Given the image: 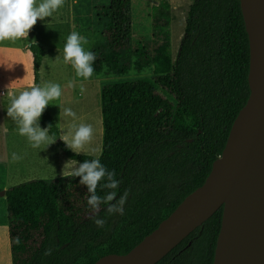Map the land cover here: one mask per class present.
I'll return each instance as SVG.
<instances>
[{
  "label": "trees",
  "instance_id": "obj_1",
  "mask_svg": "<svg viewBox=\"0 0 264 264\" xmlns=\"http://www.w3.org/2000/svg\"><path fill=\"white\" fill-rule=\"evenodd\" d=\"M130 9L131 0H110L105 8L109 50L94 51L96 76L129 73ZM153 20V51L135 52L139 69L152 66L153 77L115 80L101 89L99 157L68 148L48 106L43 110L38 120L68 159H99L106 172L97 182L95 209L87 204L93 193L79 176L61 183L34 179L8 189L13 264H95L109 254H127L203 185L222 154L251 92L240 0H194L175 58L168 0L155 6ZM29 50L37 85L45 48L33 43ZM109 173L116 189L106 187ZM121 196L124 203L109 212ZM222 216L223 207L156 264H213ZM94 220H103V227Z\"/></svg>",
  "mask_w": 264,
  "mask_h": 264
},
{
  "label": "rangeland",
  "instance_id": "obj_2",
  "mask_svg": "<svg viewBox=\"0 0 264 264\" xmlns=\"http://www.w3.org/2000/svg\"><path fill=\"white\" fill-rule=\"evenodd\" d=\"M162 1L164 0H131L129 17L132 33L127 45L130 70L125 76L114 74L106 77L92 74L88 79L77 77L71 65L63 62L62 54H57L58 51L62 53L65 39L73 31L87 37L89 43L84 45L85 49L93 52L96 49L109 50L103 29L108 21L105 8L110 0H63L53 17H45L43 21L37 19L27 38L15 42H0V92L2 88L6 91V96L0 95V108L6 106V116L0 115V190L34 179L61 183L74 177L63 175L65 164L73 160L63 154L56 140L49 135L52 143L41 149H33L26 138L18 134L17 120L7 114L10 92L14 90V94H18L21 90L35 86L33 55L29 46L40 43L48 48L47 58L43 59L40 69V84L51 81L61 87V97L47 105L59 127L61 137L67 135L70 129L74 130V124L91 125L92 138L77 153L97 158L103 145L101 89L106 83L115 80L153 77L152 66L139 69L135 52L140 48L150 53L153 51V14L155 6ZM168 1L173 14L171 50L175 58L186 29L187 14L194 0ZM75 15L77 19L73 20ZM64 108H70L75 116L62 115ZM37 124L41 130L44 129L39 120L33 126ZM13 153L16 159L12 158ZM74 162V167L81 164ZM0 264H13L6 197H0Z\"/></svg>",
  "mask_w": 264,
  "mask_h": 264
},
{
  "label": "water",
  "instance_id": "obj_3",
  "mask_svg": "<svg viewBox=\"0 0 264 264\" xmlns=\"http://www.w3.org/2000/svg\"><path fill=\"white\" fill-rule=\"evenodd\" d=\"M250 42V96L203 185L127 254L95 264H156L223 207L213 264H264V0H240ZM7 190H0L6 197Z\"/></svg>",
  "mask_w": 264,
  "mask_h": 264
},
{
  "label": "clouds",
  "instance_id": "obj_4",
  "mask_svg": "<svg viewBox=\"0 0 264 264\" xmlns=\"http://www.w3.org/2000/svg\"><path fill=\"white\" fill-rule=\"evenodd\" d=\"M62 2L63 0H39V2L37 0H0V42H15L27 38L29 30L36 24L37 19L43 21L45 17H53ZM88 43L87 37L73 31L67 35L62 49L63 62L70 64L76 76L84 79L92 76V62L96 59L93 51L85 49L84 45ZM61 94L60 85L48 81L10 96L7 114L17 120L18 134L25 137L33 149L44 148L53 142L47 129L41 130L38 124L35 127L33 125L40 118L46 105L58 100ZM62 115L74 117L75 113L70 108H64ZM72 128L74 130L70 129L69 133L63 135L61 139L68 148L79 152L90 142L93 128L83 123L74 124ZM12 158H17L15 153ZM74 164V161H68L64 166L63 175L81 177L80 182L86 184L89 192L93 193L88 198L87 204L95 209L100 202V197L95 194L97 182L105 176L106 169L99 159L85 160L79 167H74ZM108 176L111 182L106 187L116 189L118 181L112 179V173ZM115 195V192L109 194L105 197V202L112 201ZM124 201L125 197L121 196L117 205L110 206L108 211L112 212L114 207L122 205ZM94 223L98 227L104 225L103 220H94Z\"/></svg>",
  "mask_w": 264,
  "mask_h": 264
},
{
  "label": "crops",
  "instance_id": "obj_5",
  "mask_svg": "<svg viewBox=\"0 0 264 264\" xmlns=\"http://www.w3.org/2000/svg\"><path fill=\"white\" fill-rule=\"evenodd\" d=\"M77 19V16L75 15V16H73V20H76ZM40 44V43H39ZM42 45V44H41ZM43 46V45H42ZM44 48H45V55H44V58H47V50H48V48L47 47H45V46H43ZM58 56H61V52L60 51H58ZM43 58V59H44ZM43 63V62H42ZM2 91L0 92L1 94L0 95H2V96H6V91L2 88L1 89ZM14 94V90H12V92H10V94H9V96H11V95H13ZM0 115H2V116H6V106H3V108H0ZM3 119V118H2ZM1 119V120H2ZM8 189V188H7ZM6 189V190H7Z\"/></svg>",
  "mask_w": 264,
  "mask_h": 264
}]
</instances>
